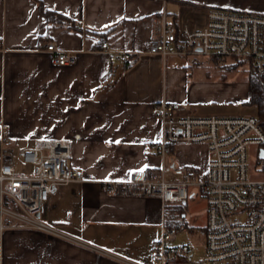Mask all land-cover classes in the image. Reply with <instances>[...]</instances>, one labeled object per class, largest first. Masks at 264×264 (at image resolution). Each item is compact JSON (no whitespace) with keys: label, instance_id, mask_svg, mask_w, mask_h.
Segmentation results:
<instances>
[{"label":"crops","instance_id":"1","mask_svg":"<svg viewBox=\"0 0 264 264\" xmlns=\"http://www.w3.org/2000/svg\"><path fill=\"white\" fill-rule=\"evenodd\" d=\"M40 2L57 15L49 18ZM211 6L264 12V0H0V130L8 125L17 149L37 137L70 138L68 164L87 177L57 185L40 213L69 236L0 216V264H153L161 200L108 193L101 180L160 163L151 143L162 133L161 98L202 112L238 111L249 83L229 98L225 86L213 88L224 81L204 74L202 59L145 52L110 60L101 43L147 50L155 16L166 10L201 24ZM48 42L77 50L76 62L56 63ZM207 160L204 144L181 143L169 163Z\"/></svg>","mask_w":264,"mask_h":264},{"label":"built area","instance_id":"2","mask_svg":"<svg viewBox=\"0 0 264 264\" xmlns=\"http://www.w3.org/2000/svg\"><path fill=\"white\" fill-rule=\"evenodd\" d=\"M147 50L112 48L101 43L110 60L150 53L179 55L191 60L207 58L218 64L247 62L264 77V12L211 6L204 23L171 19L166 10L154 18ZM46 49L58 64H72L77 50L48 42ZM238 111H199L179 100L161 98L155 104L162 133L151 143L160 163L132 170L127 178L103 179L111 194L151 196L161 200L164 216L154 242L153 264H264V127L259 104H239ZM8 125L0 130V216L14 218L19 226L58 235L66 232L42 219L40 213L57 185L87 179L72 167L70 138L37 137L18 150L9 144ZM181 143L204 144L207 166L170 165ZM255 148L252 153L250 147ZM254 155V157H251ZM19 159L23 168L18 166ZM195 194L205 198L207 220L201 228L205 245L200 256L179 244L180 226H170L168 204L183 203ZM191 232H194L193 230ZM131 264H145L127 260Z\"/></svg>","mask_w":264,"mask_h":264},{"label":"rangeland","instance_id":"3","mask_svg":"<svg viewBox=\"0 0 264 264\" xmlns=\"http://www.w3.org/2000/svg\"><path fill=\"white\" fill-rule=\"evenodd\" d=\"M202 60H204L205 64H207L206 67H208L205 69L204 74H208L212 81H224L222 86L219 85L213 88H221L225 86L224 89L228 92V95H226L227 97L229 96V98L233 97L232 95L234 94L236 87L246 90V83L248 82L249 76V65L247 62H242L237 67L232 68L227 65L218 64L207 58H203ZM242 86L245 87L243 88ZM254 149L255 148L252 146L250 147L251 153ZM251 157H254V155H251ZM18 160V166L21 168L25 167L19 159V156ZM254 177L264 178V173L255 175ZM178 204L180 203L173 202L168 204V216L173 211V207ZM206 217V202L203 195L195 194L193 197H190L184 206L182 216L183 225L179 228L180 234L177 238V242L192 247L195 250L196 256H200L203 253L205 235L200 230L206 223ZM192 230L194 232H191Z\"/></svg>","mask_w":264,"mask_h":264},{"label":"trees","instance_id":"4","mask_svg":"<svg viewBox=\"0 0 264 264\" xmlns=\"http://www.w3.org/2000/svg\"><path fill=\"white\" fill-rule=\"evenodd\" d=\"M40 5L46 15L49 18L54 17L57 15L55 11L48 10L44 7L43 3L40 2ZM201 60V59H200ZM199 61V60H195ZM242 61H236V62H231L227 64L229 67H237L240 65ZM248 83H249V93L248 97L242 101V103L245 104H252V103H258L259 104V120L261 125L264 127V77H261L258 75L255 71V69L251 66H249V76H248ZM184 203H180L177 206L173 207L172 214L170 215L169 218V225H178L182 226V216L184 212Z\"/></svg>","mask_w":264,"mask_h":264},{"label":"water","instance_id":"5","mask_svg":"<svg viewBox=\"0 0 264 264\" xmlns=\"http://www.w3.org/2000/svg\"><path fill=\"white\" fill-rule=\"evenodd\" d=\"M186 202H187V200H184V202H183V203L185 204Z\"/></svg>","mask_w":264,"mask_h":264},{"label":"snow or ice","instance_id":"6","mask_svg":"<svg viewBox=\"0 0 264 264\" xmlns=\"http://www.w3.org/2000/svg\"><path fill=\"white\" fill-rule=\"evenodd\" d=\"M116 143H119V141H117Z\"/></svg>","mask_w":264,"mask_h":264}]
</instances>
